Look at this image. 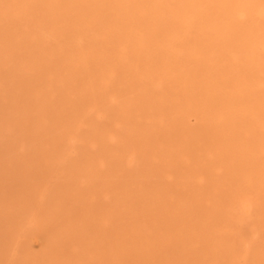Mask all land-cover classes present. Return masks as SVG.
Listing matches in <instances>:
<instances>
[{"label": "rangeland", "instance_id": "1", "mask_svg": "<svg viewBox=\"0 0 264 264\" xmlns=\"http://www.w3.org/2000/svg\"><path fill=\"white\" fill-rule=\"evenodd\" d=\"M65 1L60 0L52 9L43 1L0 0V10L6 8L8 17L0 12V64L5 63L0 65V264H264V153H261L264 151V86H259L258 79L252 78L227 90L232 95L254 93L249 94L251 102L248 101L245 111L258 112V120L261 119L251 126L252 133L258 137L260 156L256 154V145L251 149L255 150L251 158L243 161H258L259 170L256 165H253L256 170L252 165L244 168V163L236 170L230 164L238 159L241 151L250 149L251 144L245 136L235 146V134L217 136L215 124L207 121L211 110L204 108V97L186 100L178 95L181 100H177L173 96H152L131 102L137 93H133L132 98L118 93L115 99L110 98L116 92L114 83L105 78L109 65L105 63L100 69L95 62L107 54L105 59H113L110 54L114 55L122 44H115V51L109 53V50L106 55L103 52L105 57H102L99 49L92 50V44L85 37L87 50L92 55L85 57L89 69H74L72 63L82 58L74 54L78 52L74 49L75 37L84 38V28L80 25L88 21L91 24L96 15L89 1ZM251 2L256 8L264 7V0ZM24 3L29 7H24ZM22 8L29 21L26 28L21 26L24 16H16ZM255 16L248 21V26L261 21ZM29 26L31 30L27 29ZM191 29L187 27L188 31ZM59 30H64V38L59 37ZM50 34H59L58 40ZM108 35L101 31L94 34V39ZM136 35L138 38L132 39L141 38L139 32ZM48 41L51 44H46ZM235 41L230 51L240 46V41ZM185 42L188 48L185 59H195L200 68L194 65L196 70L190 67V73L199 77L198 86L208 84V90L202 94L205 97L218 95L219 88L212 89V86L221 82L223 76L217 77L214 70L203 75L204 65L199 61L201 52L188 54L193 45L200 43L198 38L191 36ZM260 46L253 52L257 64L264 65V46ZM220 55L216 52L210 56L214 59L213 56ZM93 56L99 59L95 58L92 63ZM231 57L234 56L219 58L220 73L234 69L231 62L228 63ZM153 66L151 69L141 66L136 73L150 75ZM168 68L163 73L173 69ZM256 68L260 74L262 67ZM197 70L202 72L196 73ZM181 74L185 78L189 76L187 71ZM58 75L65 80L63 84L60 82L62 86L59 83V89L66 86L68 97L47 92L49 89L42 87L43 81L55 82ZM185 78L173 80V86L181 84ZM89 83L91 86L111 85L108 93L105 92L107 97H103L106 102L102 103L103 98L98 97L97 101L92 98L86 110L74 100L91 93ZM219 100L215 111L222 114L226 105ZM127 107L137 113H134L138 116L135 127L126 125L130 121L123 114L111 118V113ZM100 111L106 115L100 117ZM115 118L120 121L117 126L113 123ZM96 119L95 124L92 121ZM229 146H233L234 153L218 158L216 149L227 150ZM246 200L254 204L248 215L243 214Z\"/></svg>", "mask_w": 264, "mask_h": 264}, {"label": "bare ground", "instance_id": "2", "mask_svg": "<svg viewBox=\"0 0 264 264\" xmlns=\"http://www.w3.org/2000/svg\"><path fill=\"white\" fill-rule=\"evenodd\" d=\"M24 1L26 2L29 0H24ZM38 1H39V3L40 2L42 3V1L47 2L50 5V8L53 9V8H55V6H57L59 4L60 0H36V2H38ZM79 1L81 2V0H79ZM86 1L90 2V6H91V4L93 5L91 7H93L92 11L96 15V17H93L94 19L92 18L93 20H92L91 24L88 23L89 21L87 23L86 22L83 23V21H82L83 24L80 25V27H82V29L84 28L83 29L84 38H83V36H82V38H76V37H79V36H76L75 37L76 41L75 42H74V40L72 41L75 43L74 49L76 48L78 50V52H76L74 50L75 51L74 54L82 55V58L78 56L79 60H77L76 63L75 62L72 63V66L74 65L73 67H76L74 69L77 70V68H80L78 70H81V71L82 70L87 71V69H89V66H87L88 64H86L87 62L85 63V61H86V58H88L89 56L92 57V55H90V53L87 50V47H86V46H88L87 42L90 45L92 44V50H94V48H96V50L99 49V51H100L99 53L102 54L104 52L105 55L108 53L109 50H110L109 53H111V50L115 51V49L113 47V46H115V44H117V45L122 44L121 48H118V46H117L118 50H117V52L114 53V55L110 54V56H113V59H111L112 58L111 57L109 60H107L105 58L108 56V54L106 55V57L102 54V57L104 56L105 58H103V59L100 58V61L98 60V62H95V65H97V66L99 65L100 69H101V66H103L105 63H107L109 65V66L107 65L108 66V72L107 71H106L107 73L105 71L104 72L106 73L105 74L106 80L110 83L111 82L114 83L112 85H114V87H115L114 91L116 92L115 93L116 95L114 93H112L113 95H112V97H110L111 99H113V98L115 99L117 97L118 93H121V94L123 93L125 96H127V97L129 96V98H132L134 96L133 93H137V96H135L134 99H132V100L130 99L131 102L132 101L146 100L152 96L156 97V98L157 97L166 98V97L173 96L177 100L179 99L178 97H180V95H181V97L183 96L186 100H188L189 98L197 100V99H203L202 97H204L205 98L204 99L205 103H203L204 108H207L206 111L208 109L211 110V112L208 115L207 121H211L215 124L216 135L220 137L223 135L226 136V135L235 134V135H233V136H235V138L233 139L234 140L233 145L235 143L236 144L240 143L241 138L243 140V136H245L248 138L247 141L251 144V148L248 149L247 151H241L240 150L241 155L238 156V159H236V161L232 162L233 164H230L231 162L228 159L230 162L229 164L231 166H234V168L236 170L243 163H244V166L242 165V167H244V168H245V165H252V168H254L253 165L255 166L256 162H258V161L251 162L250 160H248L249 161V163H248V161L245 160V162H243L244 158L248 159L252 155V153L255 152L254 149H253V151L251 149H252V147L255 148L256 145H257L256 149H258V150H256V154L258 152L259 156H260V152H259L260 147L258 144H256L258 142V137H256L254 132L252 133V128H251V126L259 118L258 112L256 111L257 113H255V112L245 111L246 110L245 107L247 106L246 104H248V101L251 102L249 100L250 95L254 94V93L250 94V91L249 92L246 91L245 93H243V91H242L243 94L232 95V94H230V91H227V90H229L230 88H234V87H238L240 85H243L245 80L249 81L252 78H254L253 80L258 79L257 81H258L259 86H264V75H263L264 74V65L257 64V57L254 54L255 52H253L257 45H261L260 47H262V45L264 46V32H261L262 30H264V24H263L264 23V7H261V8L260 7L259 8L254 7L253 6L254 2H253V4L251 2L253 0H84V2H86ZM72 3H74V2H72ZM16 4H17V2H15L12 7H14ZM27 4L28 3H24L23 4L24 7H29V6H27ZM20 5H22V4H20ZM63 5H64V3H63ZM8 9L9 8L7 7V10ZM60 9H61V7H60ZM13 11L15 12L16 10H13ZM21 11L16 13V16L17 15L24 16L23 17L24 21H23L21 26L26 28V23L29 21H28V18L26 17V15H24L25 14L24 8H22ZM0 12L2 14H4L6 12V8L1 9ZM28 12H31V11H28ZM65 13H66V15L68 14L67 12H65ZM2 14H0V17H2L1 16ZM49 15L50 14H48V17H49ZM59 15H61V14L59 13ZM254 15H257L255 17L261 19V21L258 20L259 22L253 23L250 26H248V21L251 18L254 19L253 18ZM67 16H69V15H67ZM6 17H7V14H6ZM76 17H79V16H76ZM81 17H84V16L82 15ZM7 19H8V17H7ZM11 19L13 20V17ZM34 19H36V18H34ZM3 20H4V18H3ZM66 20H68V19L66 18ZM85 20H86V18H85ZM13 22H15V21H13ZM33 22H34V20H33ZM70 23L71 22H69V24ZM116 25H118V26H116ZM187 27L188 28L191 27L192 31H188L189 29L187 30ZM0 28H1V26H0ZM27 29H30V26ZM70 29H71V27H70ZM64 30L58 31V33L60 34L59 37H61V38L65 37L66 34H65ZM101 31H105V34L109 33V35L106 37L104 36L105 38L104 39L102 38L103 40L100 38L98 39L97 37L94 39V34H99ZM138 32L141 34L140 35L141 40L140 39H138V40L132 39V37H135V36H137V38H138V35H136V34H138ZM175 33H178V34H175ZM33 34L35 35L36 33L33 32ZM53 34H55V32ZM53 34H50V36L52 35V37L54 36L55 39H57V36L59 34L57 36H55ZM36 35L38 36L39 34H36ZM2 36H3V34H2ZM37 36L35 38H37ZM191 36H195V38H198V41L200 43H197L198 45L197 44L193 45V47L190 45L192 48H191V51L190 50L188 51V54H191L195 51L201 52L202 56L199 57L200 58L199 61H201L204 65L203 68L205 71L203 72V75L205 72L212 73L211 71L214 70V72L217 74L216 75L217 77H220V75H222L224 78V79H222L221 82H217V83H215L216 85L214 84L212 86V89L219 88L218 92L219 91L220 92L219 93L217 91L215 92V93H218V95L205 97L202 94V92L205 89H207L208 84L203 83L205 85H202V87L198 86L199 84H197V83H198L199 77L195 78L196 75L194 76L189 71L190 67L194 68V65L197 66V68H198L197 64L199 63V62L197 63L196 61H194L195 59H188V60L185 59V57H186L185 52L188 50L187 45H185L186 44L185 41L188 38H190ZM71 37H69V38H71ZM85 37H86V39H88L87 42H84ZM236 39L240 41V46H238V48H235L237 50L234 49L233 51L232 50L230 51L229 48L234 42H236L235 41ZM41 40H42V38H41ZM48 40H50V37ZM37 42H39V41L37 40ZM53 42L54 41H52V43ZM184 42H185V44H184ZM46 44L49 45V44H51V42L48 41V42H46ZM214 44H215V47H214ZM254 45H256V46L254 47ZM54 46L55 45H53V48H55ZM36 47H38V46H36ZM90 49H91V47H90ZM18 50L21 51V48L18 47ZM56 51L58 52V50H56ZM63 51L66 52V49ZM114 51H112V52H114ZM5 52H8V51L6 50ZM61 52H60V54H61ZM90 52H92V51H90ZM216 52H220V54H222V55H220L218 57L213 56L214 59H217V60H214V59H212V56H210V55L215 54ZM1 53H3V52H1ZM9 53H10V51H9ZM13 53H14V51H13ZM13 53H11V55H14ZM20 53H22V52H20ZM96 53L97 52H95V54ZM11 55H7V56L10 57ZM223 55H224V59L228 55L234 56L233 59L231 57L232 60H228V63L231 62V67L234 69H231V71H227V70L225 71L224 70V72L220 73L221 71L220 70H219L220 72L218 71V69H219L218 64L221 61V59H219V58L221 56L223 57ZM30 56H32V55H30ZM34 57L36 58V56H34ZM50 57H52V56H50ZM97 57H94V59H92V60L89 58V60H91L93 63V61ZM97 59H99V57ZM3 61L5 62V59H3ZM1 62H2V60H1ZM78 62H80V63H78ZM51 63H52V61H51ZM92 63H89V64H92ZM4 64L5 63H3V64L1 63L0 65L3 66ZM95 65H92V66H95ZM151 65L152 66L154 65V66L151 70L152 73L150 75L145 74V76H144L142 74V76H143L142 77L136 73V72H138V69L141 66H143V68L145 67V69H146V67L149 69L151 67ZM256 65L259 67H262L261 69L263 71L261 70L260 74H257L258 72L256 71V69H257ZM39 66H40V64H39ZM199 66H201V65L199 64ZM106 67H104V69ZM167 67H169L168 69H172V68L173 69L168 70V72H166V74H165V73H163V70L165 72V69H167ZM94 68L96 70L97 67L95 66V67H93V69ZM240 68H243V69H240ZM194 69L196 70V68H194ZM198 69H200V68H198ZM41 71H42V73H44L42 68H41ZM151 71L149 70V72H151ZM185 71H187L189 73V76L186 78L181 76L182 75L181 73H183ZM197 71L198 72H196V73L202 72L200 70H197ZM88 72H86V73H88ZM139 73H140V71H139ZM147 74H148V72H147ZM261 74L263 77L262 76L259 77V75H261ZM77 76H79V75H77ZM95 76H97V75H95ZM200 76L202 77V75H200ZM24 77H26V76H24ZM57 77L58 78H56L57 80L55 81L56 83L53 82L52 80H49V81L46 80L43 82L41 81L42 87L45 89L48 88L49 90H47V92L49 91L51 93L58 94L60 96L63 95V97H64V95H66L68 92V88L66 86H64V87H61L59 89V87H60V86H58L59 83L62 82V84H63V82L65 80L62 79L63 76L61 77L60 75H58ZM84 77H83V79H84ZM99 77H100V75H99ZM79 78H81V77H79ZM182 78H185V79L181 84L177 85L175 83L176 86H173L174 85L173 80H175V79L181 80ZM96 79H97V77H96ZM75 82H76V80H75ZM53 83H55V84H53ZM105 83H107V82L105 81ZM62 84L60 83L61 86H62ZM72 84H73V81H72ZM97 84H96L97 86H91L89 83V85L92 87L89 89V90H91V93L90 94H88V93L82 94V96L80 95L77 98L74 97L73 99H75V98L77 99V101L74 100V102H76V103L78 102L80 104V106L82 104V106L85 109L88 106L87 105L88 100L91 101L92 98L93 99L96 98V101H97V99H99V98L102 99L103 97L104 98L107 97L106 93H108L107 92V90L109 88L108 86L111 84H109V83H108L109 85L105 84L106 86H104L103 83L102 84L97 83ZM110 87H112V89H113V86H110ZM73 89H77V88H73ZM97 89H98V92L96 93L95 91H97ZM188 89H191V92H188ZM81 90H82V86H81ZM74 91H76V90H74ZM88 92H90V91H88ZM75 93L76 92H74V94ZM174 93H177L176 96ZM215 93L213 92L212 94H215ZM256 94H258V93H256ZM131 95H132V97H131ZM109 96H111V95H109ZM104 98L102 99L103 104H104V102H106V100ZM181 99H179V100H181ZM219 99H222L221 102H224L226 105V107L224 108L225 113H222V114H221V112L216 113V111H215V109L217 108L216 105L220 104ZM36 100H37V97H36ZM50 103H51V101H50ZM116 104H118V103H116ZM129 104L130 103H128L127 105L129 106ZM42 105L44 106L45 104H42ZM46 105H48V103H46ZM134 106L132 105V107L135 109ZM88 107H90V106H88ZM91 107H92V105H91ZM96 107H97V105H96ZM119 107H117V108H119ZM76 108H77V106H76ZM87 108H86V110H87ZM133 108L127 107L123 111H118L116 113H114V111H113L114 114L111 113V118H114V117L118 118V116L120 117L123 114V116L126 118V120L130 121L128 124L126 123V125L129 127H132V126L135 127L138 116L134 114V113H136V111ZM235 109H237V111H235ZM73 110H74V108H73ZM165 110L168 111V107L167 108L165 107ZM109 111L110 110L107 109L106 113L108 114ZM240 111H243L244 113L240 114ZM137 112H139V111H137ZM236 112H239V113L236 114ZM100 113H99L100 117H102V116L104 117L106 115V113H104V112L100 111ZM109 117H110V115H109ZM97 120L98 119L93 120L92 122L95 121L97 123ZM113 120H114L113 123L114 124L116 123L115 126H117V124H119L118 122H120L116 118ZM159 120H160V118H159ZM260 120H258V121H260ZM155 121H158V120L155 119ZM89 122H90V119H89ZM258 124L260 125V123H258ZM82 125L84 126V123ZM262 125H263V123H262ZM173 126H175V125H173ZM79 129H80V127H79ZM255 129L256 128H254V130ZM261 129H263V128L261 127ZM241 130H244V131H241ZM213 132H214V130H213ZM244 132L246 135L244 134ZM257 133L258 132H256V134ZM213 135H215V134H213ZM123 138H126V136L123 135ZM241 145H243V143ZM247 147H249V146H246V148ZM219 148L216 149V151L219 152L218 158H222L223 156H225L227 154L230 155L231 153H234V151H235V149H233V146H229V148H227V150H222L221 148L220 149ZM261 153H264V151ZM132 156H131V159H132ZM209 157H211V153H210ZM214 157H215V155H214ZM217 160L218 159H216L215 161L217 162ZM221 160L223 161V159H221ZM230 165H228V166H230ZM130 167H132V166L130 165ZM226 167H227V165H226ZM256 167L258 168L257 165L255 166V168ZM227 169L229 170V168H227ZM239 169H241V168H239ZM219 170H221V169H219ZM258 170H259V168H258ZM244 172H245V170H244ZM254 174H256V173H254ZM234 177H235V175H234ZM255 178H257V177L255 176ZM219 183H221V182H219ZM251 184H252V182H251ZM261 186H263V185H261ZM252 192H253V190H252ZM41 199L43 200L42 197H41ZM246 201H247V204L246 205L244 204L245 206H244V210H243L244 215H248L251 208H253V205H254V204L252 205V202L250 200H246ZM40 202H41V200H40ZM243 218H246V217H243Z\"/></svg>", "mask_w": 264, "mask_h": 264}]
</instances>
